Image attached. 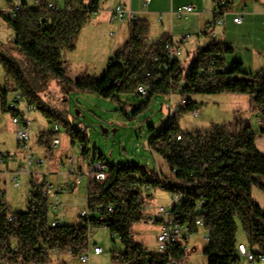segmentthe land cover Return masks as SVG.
Listing matches in <instances>:
<instances>
[{
    "label": "trees",
    "instance_id": "obj_1",
    "mask_svg": "<svg viewBox=\"0 0 264 264\" xmlns=\"http://www.w3.org/2000/svg\"><path fill=\"white\" fill-rule=\"evenodd\" d=\"M211 1L214 5L218 2ZM224 2L218 12L213 10L214 21L230 10L233 0ZM48 3L49 0H37V5L28 6L22 2L15 19L1 12L14 31L12 43L0 41V67L4 74V86H0L2 111L15 114L7 107V95L12 91L9 87L13 85L49 121L64 128L71 145L81 144V154L87 158L89 147L84 127L75 128L68 115L55 112L40 94L50 77L58 79L69 91L94 92L117 101L119 94H141L137 91L139 85L147 87L148 100L155 93L168 95L176 90L181 98L187 97V102L161 126L149 127V148L167 164L168 175L148 165L125 162L108 165L103 180L91 179L87 184V208L92 213L89 221L94 227L107 226L123 243L124 250L116 252L113 261L152 264L166 256L135 239L134 225L147 222L142 207L150 203L151 187L187 197L182 203L181 219L190 222L192 234L199 230L194 225L197 214L193 203L204 202L205 213L199 216L203 221L201 229L207 235V245L202 250L207 264H239L238 225L248 248L264 255V210L252 196L253 187L264 191V154L257 148V132L250 121L235 115L231 121L194 131H184L179 122L184 113L196 108L192 95L228 94L246 96L249 115H256L264 124V68L246 73L242 63L235 62L227 69L224 56L233 48L213 36L206 45L195 49L188 69L180 58L169 63L162 57L167 34L148 42L149 20L134 17L127 23L125 43L114 51L103 74L83 73L70 78L65 72L64 53L75 50L83 26L99 9L98 0H66L61 9L49 8ZM156 57L161 59L157 61ZM163 62L166 67L161 66ZM211 62L225 69L210 73ZM119 80L120 85H116ZM59 130L40 131L37 144L48 146L55 135L61 136ZM259 132L264 134L263 125ZM4 195L0 188V258L8 264H51L53 256L58 264H67L60 260V255L67 254L69 249L76 254L87 250V228L80 213L75 223L52 226L50 198L38 196L35 207L28 203L26 210L16 211ZM109 204L114 206L111 212L107 210ZM42 248L58 249L59 254L50 255ZM192 250L176 247L171 254L185 261Z\"/></svg>",
    "mask_w": 264,
    "mask_h": 264
},
{
    "label": "rangeland",
    "instance_id": "obj_2",
    "mask_svg": "<svg viewBox=\"0 0 264 264\" xmlns=\"http://www.w3.org/2000/svg\"><path fill=\"white\" fill-rule=\"evenodd\" d=\"M18 1L22 0H0V41L12 43L14 31L7 24L2 13L11 9ZM145 0H99V9L90 15L83 26L73 51L64 53L66 58L65 72L70 78L80 74L88 73L100 76L107 69L114 51L123 45L127 39V23L111 22L106 5L118 2H130L132 9H147L151 13H135V17L148 16L152 25L153 35L159 34L161 24L172 23V30L178 36L176 39L182 47L179 57L185 69L191 64L195 50L193 45L204 43L211 36L197 41L194 35L198 28L212 18L213 5L211 0H198L199 13L189 14L187 18L178 19L174 16L165 15L163 12L180 8L193 0H151L148 6H143ZM26 5H37L35 0H23ZM50 2V0H49ZM58 8L65 6L66 0H52ZM7 9V10H6ZM195 7L193 6V11ZM3 12V13H4ZM162 13V21L158 14ZM240 14L243 25H229L225 27L224 37L217 36V40L225 41L232 48L231 53L226 54L227 67L231 69L233 63L240 62L246 73H255L264 63V23H255L248 19L252 17L262 18L264 15V0H233L229 10V17ZM251 17V18H250ZM162 22V23H161ZM215 30L221 33V27ZM191 34L188 40L183 39L185 34ZM0 74V86H4L3 69ZM13 85H10L12 89ZM55 112L68 115L75 128L84 127L87 133L89 156L88 160L97 159L107 165L135 162L148 165L168 175V166L158 154L153 153L148 145L150 137L149 127L161 126L179 108L181 97L178 90L165 95L155 93L148 100L146 95L138 93L119 94L118 101L104 98L94 92L67 90L56 78H49L46 87L40 91ZM12 96V91L7 95V100ZM191 98L195 101L198 113L186 112L180 118V127L184 131L206 130L211 124H222L231 121L235 115H240L250 121L252 129L257 132L256 145L264 154V134L259 132L261 125L256 115L248 113V98L246 96H233L228 94H195ZM141 106V108H140ZM235 111V112H234ZM29 115L32 123L30 125L31 146L37 155L45 156L46 160L40 167L41 170H50V178L53 182H65L72 178L68 174L69 161L67 154H72L76 168H87V158L83 161L81 149L78 143L71 145L68 135L62 126L60 127L61 142L55 147L50 155H46L43 149L37 147L38 134L43 130H52L53 122L49 121L36 107ZM10 112L1 110L0 97V149L15 152L17 142L15 138V126L10 122ZM18 152L16 153V155ZM18 160V159H17ZM11 166H14L12 164ZM3 168V165H0ZM30 174L19 175V184L14 186L11 177L2 186L6 191V200L12 210L24 211L28 207L30 185L28 179ZM49 178V177H48ZM87 184L84 177L82 182L72 191L64 190L60 194L62 203L59 210L62 214V223H75L78 221V213L86 208ZM1 186V185H0ZM150 204L152 206H167L171 202L170 193L163 188L151 187ZM254 200L264 210V191L258 187L252 188ZM135 239L143 243L148 249L156 246V227L150 220L134 225ZM203 229L192 235L188 240L189 249L194 248L185 259V264H207L208 258L202 253L207 245ZM237 238L246 242L245 234L238 225ZM90 245L98 244L102 251L99 254L90 253L86 262L78 260L76 255H63L60 260L67 264H125L113 261L116 252L124 250L123 243L107 226H96L89 236ZM192 246V247H191ZM51 264H58L59 260L53 256ZM239 264H264L263 262H249L244 257L240 258Z\"/></svg>",
    "mask_w": 264,
    "mask_h": 264
},
{
    "label": "built area",
    "instance_id": "obj_3",
    "mask_svg": "<svg viewBox=\"0 0 264 264\" xmlns=\"http://www.w3.org/2000/svg\"><path fill=\"white\" fill-rule=\"evenodd\" d=\"M37 2V0H35ZM150 0H145L143 5L147 6ZM22 2L18 1L11 9H8L4 12V15L9 19H15L17 11L22 7ZM224 0H218L215 4L214 11L218 12L219 7L224 5ZM48 7L56 9L57 5L52 2L48 3ZM193 12V6L191 4L184 5L180 8H177L175 11H172V15L178 19L187 18L189 14ZM134 11H132L128 6L123 3L116 4L109 10V20L111 22H123L125 18L128 21L131 18H134ZM227 17V12L219 15V17L214 21L215 24L220 25L224 23ZM158 18L161 19V14L158 15ZM241 16L235 15L232 17V21H240ZM212 22L206 23L203 28L200 29L198 35L203 36L207 33L214 35L212 29ZM189 34L184 35V39H188ZM148 42H152L150 36L146 37ZM163 55L162 57L166 59L169 63L175 58H179L182 54L181 45L174 42L172 39H168L163 44ZM160 57H156L155 60H160ZM161 66L166 67L167 64L163 62ZM225 68L216 66L215 62H211V67L209 72L212 73L215 70L223 71ZM1 74V69H0ZM121 80L116 82V85H120ZM137 91L142 95L147 93V87L145 85H139ZM187 102V97L180 99L179 108ZM7 107L10 111H13L15 114H11L10 122L15 126V138L17 142V150L15 152L2 150L0 149V165H3V168L0 170V188L4 192V197L6 199V191L2 186V182L6 183L8 177H11L12 183L14 186L19 184V175L22 173L30 174V179L28 181L30 185L29 191V205L33 208L35 207L37 197H48L50 198V212L51 219L50 224L56 226L62 222V214L59 210V207L62 208V203L60 201V194L64 191H72L77 185L82 182V179L85 177L89 182L91 179L103 180L106 177V170L108 165L101 164L97 159L88 160L87 168L83 169L82 167L76 168L73 161L72 154H67V159L69 161L68 174L73 177L65 182H53L47 177L48 171L41 170L40 167L44 164L46 157L40 156L33 151L31 146V135H30V125L32 123L31 116L29 113L35 109L34 105L27 102V100L21 95V93L12 88V96L7 100ZM178 108V109H179ZM176 111V110H175ZM195 115L198 113V109L194 108L192 111ZM258 118L260 125L261 119ZM60 128L58 124H54L52 127L53 131H58ZM180 140V136L176 137ZM61 142V138L58 135H55L49 142L48 146H43L42 149L46 155H50L55 147ZM78 147L81 148V144H78ZM18 154L16 155V153ZM18 159V160H17ZM86 158L83 157V161ZM14 164V166H11ZM148 189V187H147ZM171 202L169 205L164 206H152L150 203H146L142 207L145 218L150 220L152 224L156 227L155 240L156 246L155 250L158 253H166L165 257H160L152 264H185L184 261L178 259L177 257L171 254L172 251L178 247V250L187 251L189 250L188 240L192 236L191 225L189 221H184L181 219V216L184 214L182 209V203L187 201V197L180 195L179 193H171ZM194 212L197 214V217L194 221V225L199 227L203 226L202 218L199 216L205 213L204 202L201 200L194 201ZM108 211H113L114 206L109 204L107 207ZM82 216L83 225L87 228V236L93 232L95 228L92 223L89 221L92 213L87 208L81 209L79 211ZM99 213V212H98ZM99 215V214H98ZM87 218V220L85 219ZM8 219L11 220V216H8ZM115 234V233H114ZM117 236V234H115ZM119 237V236H118ZM207 238V236H206ZM43 251L48 252L50 255H58L59 250L54 249L53 251H48L46 248H42ZM238 254L241 257H244L249 262H263L264 255L260 253H255L248 248L245 243H238L237 245ZM102 248L98 244L90 245L88 241L87 250L80 254H76L72 249H69L68 255H76L78 260L81 262H86L89 258L90 253L99 254L101 253ZM0 264H8L5 259L0 258ZM150 264V261L146 262Z\"/></svg>",
    "mask_w": 264,
    "mask_h": 264
},
{
    "label": "crops",
    "instance_id": "obj_4",
    "mask_svg": "<svg viewBox=\"0 0 264 264\" xmlns=\"http://www.w3.org/2000/svg\"><path fill=\"white\" fill-rule=\"evenodd\" d=\"M151 1V0H150ZM22 2H23V0H22ZM50 2H52V0H50ZM193 2L194 3H189V4H191L192 6H194L195 7V10L191 13V14H195V13H199V10H200V5H199V1L198 0H193ZM119 3H123V4H125L126 6H128L132 11H134L135 13H143V14H147V13H151V11H149L147 8V6H148V4H147V6H144L146 9H144V10H140V11H138V10H134V9H132V7H131V5H130V2H118V3H115V4H112V5H106L104 8L108 11V14H109V10L112 8V7H114L116 4H119ZM211 3H212V1H211ZM212 5H213V10H214V8H215V5L212 3ZM29 6V5H28ZM30 6H32V5H30ZM98 7H99V0H98ZM7 10V9H6ZM176 9H174V10H171V11H167V12H163V14H165V15H170V17L172 18V11H175ZM5 11V10H4ZM3 11V12H4ZM213 12V11H212ZM159 14H161V21H162V13H159ZM158 14V15H159ZM212 15V18H211V20H210V22H212L213 24H212V29H213V32H214V35H213V37H217V36H223L224 37V33H225V27L227 26V23L229 24V25H234V26H240L242 23H243V19H242V16H241V19H240V21H238V22H234V21H232V18H230L229 17V11L227 12V17H226V19H225V21H224V23H222V24H220V25H217V24H215L214 23V20H213V14H211ZM237 15H240V14H237ZM233 16H235V15H233ZM232 16V17H233ZM143 18H147L148 20H149V22H150V18L148 17V16H142ZM251 18V17H250ZM248 20H250V21H253V22H255V23H258V21H261L262 23H264V15H263V17L260 19V18H255V17H252L251 19H248ZM162 23V22H161ZM206 23H209V22H205V24ZM204 24V25H205ZM203 25V26H204ZM243 25V24H242ZM161 31L159 32V34H155V35H153V33L151 32V30H152V25H151V23H150V34L148 35V36H150L151 37V39L153 40V41H155V40H157L162 34H167V36L169 37V39H172L174 42H176L177 44H179L180 45V42H178V40L176 39V37H178L176 34H175V32L172 30V23H166V24H161ZM203 26L202 27H200V28H198V30H196L194 33V35L196 36V39H197V41H200L201 39H204V38H207L206 36L208 35V36H211L209 39H207V41L206 42H204V43H199L198 45L196 44V45H193V49L195 50L198 46H203V45H206L209 41H210V39L212 38V35L210 34V33H207V34H205V35H203V36H200V35H198V32L200 31V29L201 28H203ZM216 26H219V27H221V33H219L217 30H215V28H216ZM187 34H189V33H187ZM190 35V37L188 38V39H190L191 38V34H189ZM184 37V36H183ZM184 39V38H183ZM188 39H185V40H188ZM224 59H225V66H226V68L227 69H229L228 67H227V59H226V55L224 56ZM242 68H243V65H242ZM262 68H264V63H263V66L260 68V69H262ZM259 69V70H260ZM244 70V69H243ZM235 112V111H234ZM38 141V140H37ZM37 147H40L41 149H42V147L43 146H39L38 144H37ZM2 168H0V170H1ZM48 171V174H47V177H49V179H51L50 178V174L49 173H51V171L50 170H47ZM29 179H30V177H29ZM29 179H28V181H29ZM67 181V180H66ZM201 229V227H199V230ZM199 230H198V232L197 233H199ZM205 233V232H204ZM196 233H193L192 235H195ZM206 235V234H205ZM207 236V235H206ZM206 236H205V239L207 240V238H206ZM192 237V236H191ZM191 237H190V239H191ZM238 241L240 242V243H246V242H244V241H241V240H239L238 239ZM63 255H60V257H62Z\"/></svg>",
    "mask_w": 264,
    "mask_h": 264
},
{
    "label": "bare ground",
    "instance_id": "obj_5",
    "mask_svg": "<svg viewBox=\"0 0 264 264\" xmlns=\"http://www.w3.org/2000/svg\"><path fill=\"white\" fill-rule=\"evenodd\" d=\"M99 161V160H98ZM101 164H103V165H106L105 163H103L102 161H99Z\"/></svg>",
    "mask_w": 264,
    "mask_h": 264
}]
</instances>
